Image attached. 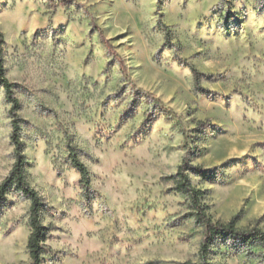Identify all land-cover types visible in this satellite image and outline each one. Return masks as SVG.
I'll list each match as a JSON object with an SVG mask.
<instances>
[{"label": "rangeland", "instance_id": "1", "mask_svg": "<svg viewBox=\"0 0 264 264\" xmlns=\"http://www.w3.org/2000/svg\"><path fill=\"white\" fill-rule=\"evenodd\" d=\"M0 32L25 178L52 230L40 264L198 262L202 229L163 182L187 149L206 175L190 179L211 219L264 232V0H0ZM11 121L0 86V184L15 162ZM28 215L12 190L0 264H30ZM207 260L264 264V250L218 238Z\"/></svg>", "mask_w": 264, "mask_h": 264}, {"label": "trees", "instance_id": "2", "mask_svg": "<svg viewBox=\"0 0 264 264\" xmlns=\"http://www.w3.org/2000/svg\"><path fill=\"white\" fill-rule=\"evenodd\" d=\"M93 30L98 33L99 39L103 47L108 51L109 55L118 64L121 73L127 77V71L122 59L114 51L109 40L103 35L102 30L94 23L91 24ZM3 34L0 32V86L5 91V96L11 104L12 113V135L11 142L14 147L15 162L8 176L0 184V207L4 204L6 196L15 190L22 194L29 201V215L28 224L30 227V234L27 241V252L30 264H40L41 259L46 250L45 242L52 231L50 228L45 227L41 222V213L45 210V204L39 197L38 193L33 190L27 183L24 166L25 157L23 155V145L20 139V120L16 115L19 109L18 100L13 95L14 84L5 78V69L2 64L3 52ZM191 73L195 83L199 82V73L193 68ZM141 92V90H138ZM200 93H206L203 89H199ZM147 97L150 95L146 94ZM154 105L160 107L163 104L153 99ZM171 112V111H169ZM179 127H182L181 118L172 113ZM197 126L204 129L206 124L198 122ZM67 138L68 152L71 157L74 168L80 175V184L82 188L88 189L89 187V174L86 167L77 159V151L75 147L71 146L69 136ZM188 149L185 151L183 159L178 166L174 175L163 178L165 184L170 183L172 191L185 199V206L188 212V217L202 229V239L198 251V262L187 261L183 264H209L207 257L210 253L214 241L218 238L229 237L240 241L242 245L247 247H259L264 250V232L258 227H252L247 230H240L236 227V219L232 218L227 223L214 222L208 214V207L203 203V197L206 195L205 191H200L193 186L190 176L205 177L204 171L197 166L192 165Z\"/></svg>", "mask_w": 264, "mask_h": 264}]
</instances>
